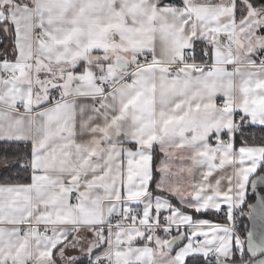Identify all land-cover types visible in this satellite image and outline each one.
Instances as JSON below:
<instances>
[{"label":"snow or ice","instance_id":"obj_1","mask_svg":"<svg viewBox=\"0 0 264 264\" xmlns=\"http://www.w3.org/2000/svg\"><path fill=\"white\" fill-rule=\"evenodd\" d=\"M0 264H264V0H0Z\"/></svg>","mask_w":264,"mask_h":264}]
</instances>
